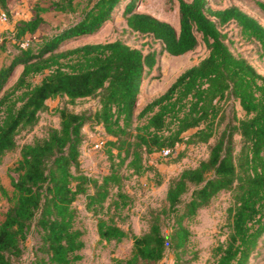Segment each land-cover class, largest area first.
Segmentation results:
<instances>
[{
  "label": "trees",
  "instance_id": "16d2710c",
  "mask_svg": "<svg viewBox=\"0 0 264 264\" xmlns=\"http://www.w3.org/2000/svg\"><path fill=\"white\" fill-rule=\"evenodd\" d=\"M81 1L52 0L50 5L73 12ZM122 1L86 0L77 21L44 38L37 49L19 44L10 64L0 68V157L18 147V135L39 122L49 99L97 98L95 109L88 111L56 107L59 125L22 145L11 168L14 193L0 220V264H20L33 228L40 234L39 250L47 254L41 262L80 264L85 239L76 226L74 205L80 194L86 196V208L99 215L101 241L133 239L130 254L113 256L112 264L159 261L168 249L174 250L173 264H191L197 252L189 256L186 219L221 190L232 196L222 224L225 238L212 246L206 264H249L264 237V73L232 50L233 39L223 27L234 23L236 34L256 42L258 57L264 59V24L236 3L215 8L210 0H179L177 30L169 21L138 11L137 0H128L123 11L127 25L159 41V49L150 46L145 52L119 38L66 47L101 31ZM252 1L264 12V0ZM0 7L10 10L9 1L0 0ZM49 7L37 6L34 16L21 19L14 36L21 39L35 32ZM202 42L208 54L136 113L144 79L161 53L183 54ZM18 67V78L7 87ZM38 74L42 78L33 80ZM88 123L102 125L109 135L110 170L101 177L86 173L81 164L83 127ZM218 132L209 156L171 179L167 205L153 211L146 231L134 233L115 220L111 208L124 207L130 199L123 190L124 166L140 174L149 168V154L164 148L172 152L180 143L208 142ZM236 134L241 136L238 152Z\"/></svg>",
  "mask_w": 264,
  "mask_h": 264
},
{
  "label": "rangeland",
  "instance_id": "374dc122",
  "mask_svg": "<svg viewBox=\"0 0 264 264\" xmlns=\"http://www.w3.org/2000/svg\"><path fill=\"white\" fill-rule=\"evenodd\" d=\"M10 8V21L0 26V42L4 41V46L0 48V68L10 64L13 56L23 46H32L37 49L47 36L59 32L63 28L73 24L81 16V9L85 1H81L79 9L73 12H63L55 9L51 4L52 0H8ZM123 0L116 7L114 17L96 34L85 36L66 44V47H73L86 42H100L114 39H124L129 44L143 48L145 52L153 48H160L159 41L154 40L150 35L132 31L127 25L123 15L125 3ZM215 8L224 7L231 3H236L249 13L255 15L264 24V12L254 5L252 0H210ZM37 6H50L42 13L44 21L39 28L33 32H28L25 36L16 38L13 34L16 24L25 17H32L37 12ZM138 11H144L155 15L161 19L169 21L177 30L180 29L179 0H137ZM224 31H229L233 43L232 50L239 55L249 57L259 71L264 73V59L258 57L256 51L257 43L242 39L236 34L237 28L234 23L223 27ZM21 46H20V45ZM29 44V45H28ZM209 52L205 43L202 42L195 49L183 54H170L163 52L158 57L157 65L152 69L149 76L144 79L141 97L137 103L136 113L153 97L164 92L171 82L185 69L204 58ZM22 67L16 68L11 74L7 87L12 85L18 78ZM43 74L33 77V80H40ZM97 98H81L70 101L66 96H58L48 100V108L41 111L39 122L32 128L23 130L18 135V147L8 151L0 157V220L11 202L14 189L11 183V168L16 164L21 156V147L26 142H32L36 137L46 135L51 126H58L60 116L55 111L58 106H65L77 112L95 109ZM241 115V114H240ZM229 114L226 121L220 126V131L230 119ZM195 128L190 129L185 134H191ZM84 140L81 145V164L86 173L95 176H102L109 172L111 160L109 158V145L105 143L102 147L96 146V140L101 137L107 140L109 135L102 125L86 124L83 127ZM218 132L208 142H192L190 144L180 143L169 154L163 155L161 151L149 154L146 157V164L149 168L140 173H132L131 169L123 167V172L127 175L124 179L123 190L129 193L130 199L126 206L116 209L111 208V213L115 220L130 229L132 232L140 234L149 228L153 211L162 209L167 205V190L173 177L178 176L183 169L195 167L202 159L209 156L211 146L216 142ZM236 152L241 147V136L235 135ZM2 186L6 189V194L2 191ZM116 190V189H115ZM114 197L105 203L106 209ZM232 196L229 190H221L212 197L210 202L201 207L198 212L186 222L191 230L189 256L197 252V258L191 264H206L211 253L212 246L219 240L225 238L222 224L226 218L227 207ZM86 196L80 194L74 205L77 209L76 226L84 232L85 246L82 249L83 258L80 264H112V257H125L130 254L133 239L125 237L122 240L101 241L99 239L97 221L99 215L86 208ZM105 214V213H104ZM103 214V215H104ZM108 216V215H107ZM163 228L169 232L168 221L163 222ZM41 243L40 234L37 230H31L25 241V250L20 264H54L41 262L42 256L47 258V254L39 250ZM174 250L168 249L166 255L159 261H146L141 264H173ZM249 264H264V237L259 250L251 258Z\"/></svg>",
  "mask_w": 264,
  "mask_h": 264
},
{
  "label": "built area",
  "instance_id": "2783aa9c",
  "mask_svg": "<svg viewBox=\"0 0 264 264\" xmlns=\"http://www.w3.org/2000/svg\"><path fill=\"white\" fill-rule=\"evenodd\" d=\"M10 15H11L10 10L0 8V26L2 24L8 23L10 21ZM22 43H23L22 44L23 46H26L24 41ZM105 142H106V140L104 138L99 137L96 140L95 145L102 147L105 144ZM161 153L163 155H169L171 153V149L170 148H164L161 150Z\"/></svg>",
  "mask_w": 264,
  "mask_h": 264
},
{
  "label": "crops",
  "instance_id": "0c3cea01",
  "mask_svg": "<svg viewBox=\"0 0 264 264\" xmlns=\"http://www.w3.org/2000/svg\"><path fill=\"white\" fill-rule=\"evenodd\" d=\"M1 8V7H0ZM25 18H27V17H25ZM29 18V17H28Z\"/></svg>",
  "mask_w": 264,
  "mask_h": 264
},
{
  "label": "water",
  "instance_id": "95a60500",
  "mask_svg": "<svg viewBox=\"0 0 264 264\" xmlns=\"http://www.w3.org/2000/svg\"><path fill=\"white\" fill-rule=\"evenodd\" d=\"M137 7V6H136Z\"/></svg>",
  "mask_w": 264,
  "mask_h": 264
}]
</instances>
